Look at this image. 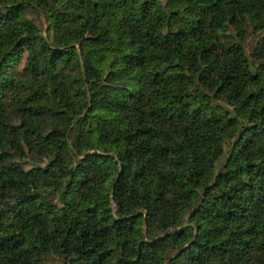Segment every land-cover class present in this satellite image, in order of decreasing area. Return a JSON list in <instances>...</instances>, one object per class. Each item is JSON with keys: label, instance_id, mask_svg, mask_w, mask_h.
Segmentation results:
<instances>
[{"label": "trees", "instance_id": "obj_1", "mask_svg": "<svg viewBox=\"0 0 264 264\" xmlns=\"http://www.w3.org/2000/svg\"><path fill=\"white\" fill-rule=\"evenodd\" d=\"M0 264H264V0H0Z\"/></svg>", "mask_w": 264, "mask_h": 264}, {"label": "rangeland", "instance_id": "obj_2", "mask_svg": "<svg viewBox=\"0 0 264 264\" xmlns=\"http://www.w3.org/2000/svg\"><path fill=\"white\" fill-rule=\"evenodd\" d=\"M33 15V14H32ZM43 32H45V31H43ZM248 44L250 45V44H255V40H250V42H248ZM247 49H248V51H250L251 50V47L250 46H247ZM23 63H24V59H22L21 60V62L19 63V65H18V67H17V70H20V69H22V67H23Z\"/></svg>", "mask_w": 264, "mask_h": 264}]
</instances>
